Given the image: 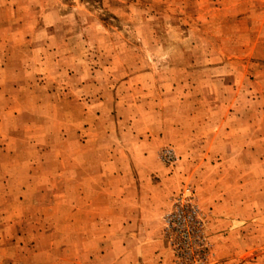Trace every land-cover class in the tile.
<instances>
[{"label":"rangeland","instance_id":"374dc122","mask_svg":"<svg viewBox=\"0 0 264 264\" xmlns=\"http://www.w3.org/2000/svg\"><path fill=\"white\" fill-rule=\"evenodd\" d=\"M142 193L172 264H264V0H0V264H162Z\"/></svg>","mask_w":264,"mask_h":264},{"label":"crops","instance_id":"0c3cea01","mask_svg":"<svg viewBox=\"0 0 264 264\" xmlns=\"http://www.w3.org/2000/svg\"><path fill=\"white\" fill-rule=\"evenodd\" d=\"M103 192L107 195L109 189L105 188ZM93 194L94 188L90 187L89 195L92 196ZM163 194L165 195L161 200V204L165 209H168L170 202L167 197L168 192H164ZM136 197V199L132 198L131 200L130 198H122L121 202L124 206L122 209L121 226H124V231L128 232V237L131 238L130 242L134 244L137 258L148 262L161 258L160 262L162 264H172L171 256L166 250L162 239L159 237L162 228L161 218L165 210L160 212V208L155 207L153 211H149L147 209L146 193H142ZM148 213H150V216H148ZM80 215V222L82 224V214ZM115 218L117 217H115L108 199L105 200V204L102 203L100 205L91 201L87 219L89 222H84V226H87L89 223L88 226L91 228L105 226L106 231H111L114 222L118 221ZM148 218L154 221L149 229H147L146 225ZM131 230H133V233H130Z\"/></svg>","mask_w":264,"mask_h":264},{"label":"built area","instance_id":"2783aa9c","mask_svg":"<svg viewBox=\"0 0 264 264\" xmlns=\"http://www.w3.org/2000/svg\"><path fill=\"white\" fill-rule=\"evenodd\" d=\"M163 160L167 164H170L173 160L170 152H164ZM189 205V200H178L177 206L174 208V211L168 217L169 227L174 231L177 238L186 243L188 238V232L185 230L187 225L188 218L186 217L185 211L187 210V206Z\"/></svg>","mask_w":264,"mask_h":264}]
</instances>
